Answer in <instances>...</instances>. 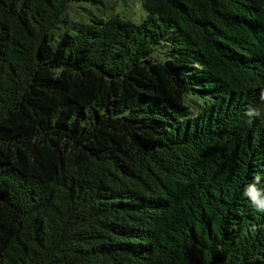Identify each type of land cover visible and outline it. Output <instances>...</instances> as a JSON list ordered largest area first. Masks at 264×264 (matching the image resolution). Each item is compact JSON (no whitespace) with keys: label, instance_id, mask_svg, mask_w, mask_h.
<instances>
[{"label":"trees","instance_id":"16d2710c","mask_svg":"<svg viewBox=\"0 0 264 264\" xmlns=\"http://www.w3.org/2000/svg\"><path fill=\"white\" fill-rule=\"evenodd\" d=\"M102 1L0 0V264H264V0Z\"/></svg>","mask_w":264,"mask_h":264},{"label":"rangeland","instance_id":"374dc122","mask_svg":"<svg viewBox=\"0 0 264 264\" xmlns=\"http://www.w3.org/2000/svg\"><path fill=\"white\" fill-rule=\"evenodd\" d=\"M81 4L82 3L74 2L70 5L68 12L69 18L76 16L78 11H82L81 13H83V15H81V17L85 16L86 13L83 7L80 6ZM107 13L112 15L120 14L122 18L130 19L133 22L141 21L146 15L145 11L141 8L139 0H103L92 6L82 21H88L93 16H102L104 18L108 15ZM79 15L80 14H78V16ZM155 56H158L161 59H164L165 57L163 53L155 54Z\"/></svg>","mask_w":264,"mask_h":264},{"label":"clouds","instance_id":"9594fccd","mask_svg":"<svg viewBox=\"0 0 264 264\" xmlns=\"http://www.w3.org/2000/svg\"><path fill=\"white\" fill-rule=\"evenodd\" d=\"M245 195L251 200L253 208L260 213H264V195H262L254 184L247 186Z\"/></svg>","mask_w":264,"mask_h":264}]
</instances>
